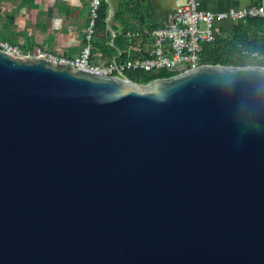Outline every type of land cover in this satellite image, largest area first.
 Returning <instances> with one entry per match:
<instances>
[{
    "label": "water",
    "instance_id": "water-1",
    "mask_svg": "<svg viewBox=\"0 0 264 264\" xmlns=\"http://www.w3.org/2000/svg\"><path fill=\"white\" fill-rule=\"evenodd\" d=\"M0 264H264V65L140 83L0 47Z\"/></svg>",
    "mask_w": 264,
    "mask_h": 264
},
{
    "label": "built area",
    "instance_id": "built-area-1",
    "mask_svg": "<svg viewBox=\"0 0 264 264\" xmlns=\"http://www.w3.org/2000/svg\"><path fill=\"white\" fill-rule=\"evenodd\" d=\"M92 18L84 34V44L79 53L69 55L63 50L39 44L32 47L21 46L0 37V47L8 52L25 58L45 57L56 62L70 64L73 67L102 72L106 74L124 75L128 69H145L160 71L166 69L173 74L195 68L205 62L201 52L207 42L216 39L220 32L219 21L240 20L249 17L264 16V0H259L243 7H231L227 10H213L201 6L200 0H185L169 14L167 24L156 26L150 30L128 29L130 38H146L147 47L136 46V52L121 57V49L113 57L96 58L93 53V37L95 19L101 0H90ZM112 31V44L115 45L117 32ZM263 57V56H261Z\"/></svg>",
    "mask_w": 264,
    "mask_h": 264
},
{
    "label": "crops",
    "instance_id": "crops-1",
    "mask_svg": "<svg viewBox=\"0 0 264 264\" xmlns=\"http://www.w3.org/2000/svg\"><path fill=\"white\" fill-rule=\"evenodd\" d=\"M184 1L185 0H141V4L136 6V10L134 12L128 13V17L133 19L136 26H131L128 29L150 30L153 27L165 25L168 22L170 12ZM200 2L201 6L204 8L213 10H227L231 7H243L258 3L259 0H200ZM24 3H26V5L18 8L20 9L21 13L19 14L20 17L16 14V12H19L14 7L16 4L13 6L14 12L8 14L9 16L7 17L6 21L11 23L13 22L14 26L11 27V29L7 27L6 33L4 34L7 38H10L7 41L16 43V41L19 40V37H23L21 38L23 39V45L27 43L33 44L35 46L44 44L51 48L63 50L69 55H75L79 53L81 47L84 44L83 38L86 28L89 24L87 23V19L91 10L90 0H24ZM110 3L114 6L115 14V5L111 0ZM49 4H52L54 14H57L61 19L60 22L63 24L65 22L66 26L60 25V27L56 28V31L49 33L47 37H43L42 39L34 38V36L30 39L24 37L27 35L25 34L26 28L31 29L33 26H39V21L43 19L44 15H48L50 8ZM7 5L12 6L10 2L7 3ZM110 13L111 6L109 14ZM112 17L109 20V24L111 26L109 28L111 30H113L112 24L110 22ZM259 19L260 20L257 24L249 25V30L256 31L258 34H261L264 37V16H260ZM46 22L50 23L51 19H47ZM235 22L246 23V20L229 19L219 21L217 24L220 28L221 26H231ZM67 23L69 24L68 26ZM119 24H121V22H119ZM48 28H50V26H48ZM16 36H18V38ZM132 39H134V44L129 47L128 53H135L137 51L136 46L141 48L147 47L149 45L146 41V38Z\"/></svg>",
    "mask_w": 264,
    "mask_h": 264
},
{
    "label": "trees",
    "instance_id": "trees-1",
    "mask_svg": "<svg viewBox=\"0 0 264 264\" xmlns=\"http://www.w3.org/2000/svg\"><path fill=\"white\" fill-rule=\"evenodd\" d=\"M0 0V6H1ZM115 5V14L110 21L114 30L117 31L115 45L112 44V31L107 20L110 12V3L101 0L98 8V15L95 19V34L93 37V53L96 58L105 59L113 57L121 49V57H127L129 47L134 44V39L127 36L128 28L136 27L133 19L128 17V13L134 12L136 6L141 4V0H111ZM92 18L91 10L88 14L87 23ZM259 17H249L246 23L235 22L231 26H221L220 32L212 42H207L201 52L202 61L205 63H221L229 65H264V37L256 31H250L249 25L257 24ZM113 21V23H112ZM121 22V24H119ZM261 24V23H260ZM120 25V31L117 29ZM2 32H0V35ZM7 40V39H5ZM24 44L23 46H31ZM263 56V57H261ZM125 74L140 83H147L159 76H169L173 72L166 69L160 71H149L145 69H128Z\"/></svg>",
    "mask_w": 264,
    "mask_h": 264
},
{
    "label": "rangeland",
    "instance_id": "rangeland-1",
    "mask_svg": "<svg viewBox=\"0 0 264 264\" xmlns=\"http://www.w3.org/2000/svg\"><path fill=\"white\" fill-rule=\"evenodd\" d=\"M11 3L12 6H8L7 3ZM52 3V2H49ZM14 4H16L14 6ZM24 5H26V3H24V0H2L1 1V6H0V32H2V34L0 35V37H2L3 39H7L9 40L10 38H7L4 34L6 33L7 27L11 29V27L14 26L13 22H7V17L9 16L8 14H10L11 12H14L13 10V6L16 8V10H18L19 12H16L17 16H19L20 13V9L23 7ZM50 8H49V13L48 15H44L43 19L41 21H39V26L37 25L36 27L33 26V28H26V32L24 37H27V39H30L31 37L34 36V38H38V39H42L43 37H47V35L49 33H52L53 31H56L57 27L61 26H66L65 22L64 24L62 22H60V17L56 14H54L53 11V7L52 4H49ZM20 17V16H19ZM58 17V18H57ZM51 19V22H46L47 19ZM45 22V23H43ZM113 23V21H112ZM8 25V26H7ZM35 25V24H33ZM69 24L67 23V26ZM48 26H50V28H48ZM117 30L120 31V25H117ZM59 30V29H58ZM60 31V30H59ZM18 38V36H16ZM23 37H19V40L16 41V43H18L19 45L23 46V39H21ZM27 47H32L34 48L35 45H31V46H27Z\"/></svg>",
    "mask_w": 264,
    "mask_h": 264
}]
</instances>
